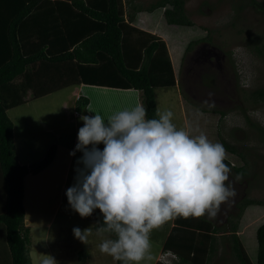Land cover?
<instances>
[{
  "label": "rangeland",
  "instance_id": "1",
  "mask_svg": "<svg viewBox=\"0 0 264 264\" xmlns=\"http://www.w3.org/2000/svg\"><path fill=\"white\" fill-rule=\"evenodd\" d=\"M152 1L125 0V8L129 11L133 7L131 3H135L149 10L143 13L148 25L144 27L161 33L165 39L176 82L174 86L154 88L159 111L171 110L172 121L178 128L187 130L191 124L192 135L203 132L213 143H220V137L235 149L234 152L226 150V154L230 153L231 168L228 183L234 187L235 196L220 206L214 218L207 214L202 216L219 230L214 235L206 264H239L231 249L229 228L232 224L235 230H240V241L251 263L255 264L254 230L264 220V12L256 5L257 2L264 4V0H182L184 14L191 22L182 25L167 23L163 7L148 8ZM74 86L40 97H28L26 102L6 109L12 122L16 158L21 161L31 158L30 163L42 157L37 156L41 148L44 147L45 152L48 145L54 143L59 149L55 162L61 160L69 152L61 148L62 143L71 140L74 124L75 149L78 130L83 126L79 117L88 114L84 105V110L74 115ZM85 93L89 95L87 90H79V95L87 97ZM205 100L214 101L215 106L203 104ZM129 103H136L135 95L131 98L104 96L96 109L90 108V111L107 119L110 113L124 109ZM58 105H62V110ZM58 126L62 132L58 128L54 130ZM55 131H60V137H56ZM102 145L98 144L97 148L102 150ZM241 165L244 173L239 174L234 166ZM32 179L37 181L35 187L39 184L42 195L33 189ZM60 181V174L48 179L40 169L29 172L24 178L23 221L29 227L27 248L31 264H43L50 256L56 264H115L111 256L99 251L104 237L96 235L93 217L81 218L64 198H59ZM246 197L257 202L249 203L251 207L243 214L238 205ZM50 216L53 218L49 221ZM169 221L151 231L148 253L151 259L142 260L140 264L154 263ZM80 225L82 227H78ZM75 227L81 230L93 227L86 244L74 237ZM59 241H62L60 247ZM46 244L50 246L49 254ZM80 247L87 252L86 260L81 261L76 255ZM61 248L63 252L59 251ZM0 264H9L8 248L1 235Z\"/></svg>",
  "mask_w": 264,
  "mask_h": 264
},
{
  "label": "trees",
  "instance_id": "2",
  "mask_svg": "<svg viewBox=\"0 0 264 264\" xmlns=\"http://www.w3.org/2000/svg\"><path fill=\"white\" fill-rule=\"evenodd\" d=\"M256 6L264 12V4L257 2ZM156 7H163L167 23L191 24L182 0H154L148 8ZM175 82L164 39L131 24L122 0H0V235L8 248L9 264H31L29 227L23 221V176L46 166L54 156L55 144L48 145L41 158L20 163L6 109L22 104L26 95L40 97L72 84H88L135 89L147 118H158L154 88ZM86 103L87 97L76 96L74 110L82 112ZM219 139L225 150L235 151ZM229 154L224 161L228 166ZM234 170L244 173L242 165ZM241 201L239 211L256 200L246 197ZM91 216L93 227H98L103 221L99 209ZM234 227L229 228L233 254L239 264H252ZM217 229L202 216L175 217L161 250L173 251L176 264H206ZM254 236L255 264H264V220ZM77 255L83 260L84 250ZM155 264L165 263L157 260Z\"/></svg>",
  "mask_w": 264,
  "mask_h": 264
},
{
  "label": "clouds",
  "instance_id": "3",
  "mask_svg": "<svg viewBox=\"0 0 264 264\" xmlns=\"http://www.w3.org/2000/svg\"><path fill=\"white\" fill-rule=\"evenodd\" d=\"M202 103L215 106L210 100ZM173 115L164 110L149 119L145 106L136 105L107 119L79 117L83 126L69 155L82 152L77 164L83 167L75 169V183L65 195L81 218L99 209L103 221L95 233L104 237L99 251L120 264L151 259L153 229L178 216L214 218L235 196L224 146L203 132L192 135L191 124L178 128ZM100 143L103 150L97 148ZM72 231L86 244L93 227ZM43 264L56 261L48 257Z\"/></svg>",
  "mask_w": 264,
  "mask_h": 264
},
{
  "label": "crops",
  "instance_id": "4",
  "mask_svg": "<svg viewBox=\"0 0 264 264\" xmlns=\"http://www.w3.org/2000/svg\"><path fill=\"white\" fill-rule=\"evenodd\" d=\"M123 1V7H124V12L127 14V16H128V18L130 19V23L131 24H133V25H135V26H138V27H141V28H144V29H146V30H149V31H152V32H154L153 31V29H151V28H146V27H144V26H148V25H146V20H145V17L143 16V13L145 12H148L147 10H143V8H141V6H139V5H136L135 3H131V5H133V7H132V9L130 8V10L129 11H127L126 10V8H125V0H122ZM141 16V17H140ZM158 17H160V16H158ZM142 19H144V21L142 20ZM156 33V32H155ZM156 34H158V35H160L162 38H163V36L161 35V33H156ZM164 41H165V39H164ZM171 59V58H170ZM172 67H173V64H172ZM174 70V69H173ZM72 85H75L74 87H75V90H74V94H73V100H75V97L76 96H78L79 95V90L81 89V90H87V92H88V94L89 95H87L86 93V96H87V103L85 104L86 105V108H85V112H86V114H88L89 116H94L92 113H91V111H90V108H95V106H96V104L98 103V102H100L101 100H102V98L104 97V96H106V97H110V98H112V97H121V96H123L124 98H131V97H133L134 95H135V98H136V103H137V105H138V102H139V105H141L140 104V98H138L137 99V94H139V91L137 92V90H135V89H131V88H127V89H122V88H114V87H108V86H100V85H88V84H72ZM87 85V87L85 88V87H83V86H86ZM70 86V85H69ZM174 86V85H173ZM135 90V92H133ZM55 91H57V90H55ZM54 91V92H55ZM52 93V92H51ZM49 94V93H48ZM46 95V94H45ZM85 96V95H84ZM29 96L28 95H26V99L28 98ZM139 97V96H138ZM154 97H155V102H156V110H157V112H160L159 111V107H158V103H157V99H156V96H155V94H154ZM100 98H101V100H100ZM26 99H25V101L24 102H26ZM64 102V101H63ZM96 102V103H95ZM104 102V101H103ZM136 103H134V104H131V103H129V104H125L123 107H124V109H122V110H125V109H128V108H132V106H134V105H136ZM73 105H74V101H73ZM72 105V106H73ZM59 106V109H61L62 108V105H58ZM100 108L101 106H99V105H97V108ZM103 108V107H102ZM96 109V108H95ZM62 110V109H61ZM89 110V111H88ZM101 110H103V109H101ZM121 111V110H120ZM73 113H74V115H76L77 114V112L75 111V110H73ZM112 114L110 113V116H111ZM61 126H62V124H61ZM74 129H73V132H72V135H71V140L69 141V142H67V143H62L63 145L61 146V148L63 147V148H65L66 150H69V152L61 159V160H57V162H55L56 161V159H57V155H58V151H59V149L57 148V145H55V153H54V156H53V158L51 159V161L46 165V166H44L43 168H41L40 170H41V173L43 172V173H46L47 174V178L48 179H51L52 178V176H54L55 174H60V176H61V181H60V190H62L61 191V196L59 197L60 199L61 198H63V194L66 192V190L69 188V187H71L74 183H75V180H74V178H75V176H76V171H75V169L77 168V167H83L82 165H78L77 164V161L81 158V156H82V152H75V155H72V156H70L69 155V153L71 152V151H73L74 149H73V145H74V143H75V135H76V129H75V124H74ZM57 128L59 129V128H61V127H55L54 128V130H57ZM51 130V129H50ZM60 130V129H59ZM51 131H53V130H51ZM61 131V130H60ZM60 131H55V135H56V137L58 136V137H60L59 136V134H60ZM62 132V131H61ZM62 140H64V139H62ZM103 146V145H102ZM44 148V147H43ZM43 148H41L38 152H37V156L38 155H40V156H42L43 155ZM102 150H103V148H102ZM65 153V152H64ZM39 156V157H40ZM38 157V158H39ZM17 160L21 163V162H29L30 160H32L31 158H29L27 161H21L19 158H17ZM23 160H25V159H23ZM53 163H55V164H53ZM27 174H29V172L28 173H25V175L23 176V191H24V178L26 177V175ZM35 182H37V181H35L34 179H32V187H33V189L34 190H36L37 191V194L38 195H42L41 194V191L39 190V184L38 185H36V187H35V185H34V183ZM35 187V188H34ZM251 204H247V205H245L244 206V208H243V214L245 213L246 214V212L248 211V208H250L251 206H250ZM57 206H55V208H56ZM91 217V216H90ZM53 217L52 216H50V219H49V221L52 219ZM243 220V219H242ZM172 223H173V219L172 220H170L169 221V223H168V226H167V228H166V230L165 231H163V233H162V238H161V242H160V250H161V246H162V243H163V241H164V239H165V237H166V235H167V233H168V231H169V229H170V227H171V225H172ZM78 227H82L81 225L80 226H78ZM235 234L237 235V237L239 238V240H240V230L239 229H237L236 228V230H235ZM241 242V241H240ZM62 244V241H59V247H60V245ZM241 244L243 245V243L241 242ZM38 245H39V247L41 246V243H39L38 242ZM46 248H47V251H48V254H49V248H50V246L49 245H47L46 244ZM80 249H82V250H84L83 248H78L77 250H76V255H77V252H78V250H80ZM160 250L157 252V254L155 255V259H154V263L153 264H155V262L157 261V257H158V254H159V252H160ZM60 252H63V250H62V248L59 250ZM28 254H29V250H28ZM50 256V255H49ZM51 257V256H50ZM52 258V257H51ZM88 257H87V252L84 250V259L83 260H86ZM54 259V258H53ZM55 260V259H54ZM59 260H60V262H64V260H62L61 258H59ZM58 260V261H59ZM79 260H81V259H79ZM83 260H81V261H83ZM57 264H58V262H57Z\"/></svg>",
  "mask_w": 264,
  "mask_h": 264
},
{
  "label": "built area",
  "instance_id": "5",
  "mask_svg": "<svg viewBox=\"0 0 264 264\" xmlns=\"http://www.w3.org/2000/svg\"><path fill=\"white\" fill-rule=\"evenodd\" d=\"M157 259L165 264H176L177 256L173 251L163 249L159 252Z\"/></svg>",
  "mask_w": 264,
  "mask_h": 264
}]
</instances>
